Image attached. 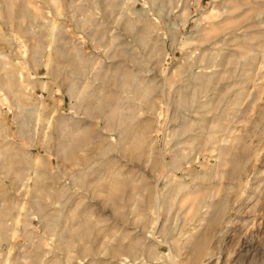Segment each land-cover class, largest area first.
<instances>
[{"label":"rangeland","instance_id":"374dc122","mask_svg":"<svg viewBox=\"0 0 264 264\" xmlns=\"http://www.w3.org/2000/svg\"><path fill=\"white\" fill-rule=\"evenodd\" d=\"M0 264H264V0H0Z\"/></svg>","mask_w":264,"mask_h":264},{"label":"bare ground","instance_id":"6f19581e","mask_svg":"<svg viewBox=\"0 0 264 264\" xmlns=\"http://www.w3.org/2000/svg\"><path fill=\"white\" fill-rule=\"evenodd\" d=\"M230 1H231V0H230ZM230 5H231V3H230ZM230 5H229V6H230ZM232 8H234V7H232ZM229 9H230V8H229Z\"/></svg>","mask_w":264,"mask_h":264}]
</instances>
